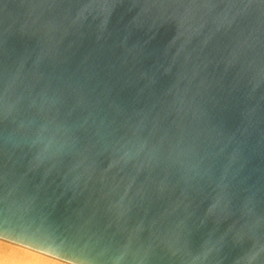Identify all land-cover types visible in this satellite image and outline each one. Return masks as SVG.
I'll return each mask as SVG.
<instances>
[{"label": "water", "instance_id": "1", "mask_svg": "<svg viewBox=\"0 0 264 264\" xmlns=\"http://www.w3.org/2000/svg\"><path fill=\"white\" fill-rule=\"evenodd\" d=\"M0 240L264 264V0H0Z\"/></svg>", "mask_w": 264, "mask_h": 264}, {"label": "bare ground", "instance_id": "2", "mask_svg": "<svg viewBox=\"0 0 264 264\" xmlns=\"http://www.w3.org/2000/svg\"><path fill=\"white\" fill-rule=\"evenodd\" d=\"M0 264H66L0 240Z\"/></svg>", "mask_w": 264, "mask_h": 264}]
</instances>
